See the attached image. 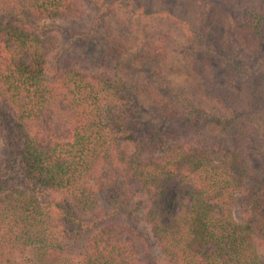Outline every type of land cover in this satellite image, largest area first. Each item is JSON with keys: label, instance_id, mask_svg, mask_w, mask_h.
I'll use <instances>...</instances> for the list:
<instances>
[{"label": "trees", "instance_id": "obj_1", "mask_svg": "<svg viewBox=\"0 0 264 264\" xmlns=\"http://www.w3.org/2000/svg\"><path fill=\"white\" fill-rule=\"evenodd\" d=\"M215 1L245 45L264 46V0ZM77 13V0H0V264H147L137 244L143 256L156 248L153 264H264L258 182L238 152L205 141L200 126L148 124L139 81L49 63L45 22ZM164 47L147 50L157 65ZM194 95L220 127L242 116L234 92L201 81ZM125 198L145 223L128 241L110 205Z\"/></svg>", "mask_w": 264, "mask_h": 264}, {"label": "rangeland", "instance_id": "obj_2", "mask_svg": "<svg viewBox=\"0 0 264 264\" xmlns=\"http://www.w3.org/2000/svg\"><path fill=\"white\" fill-rule=\"evenodd\" d=\"M77 6L74 17L45 22L54 28L49 63L56 60L61 68L82 72L97 64L121 79L143 83L148 90L139 98L142 119L164 129L200 126L205 141L238 152L258 182L257 200L264 214V46L245 45L237 20L215 0H77ZM160 40L165 43L164 63L157 65L147 50ZM217 53L230 55L243 69ZM201 81L237 94L241 118L220 127L213 120L214 110L195 98ZM97 200L107 207L106 196ZM110 205L117 211L112 225L116 237L128 241L130 229H145L133 199ZM84 240L80 237L73 252L80 251ZM137 250L147 264L159 256L154 246L144 256L138 244Z\"/></svg>", "mask_w": 264, "mask_h": 264}]
</instances>
